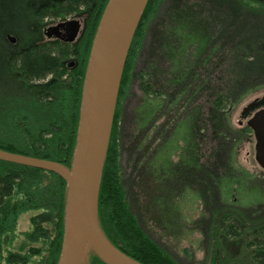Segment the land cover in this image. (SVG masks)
Returning a JSON list of instances; mask_svg holds the SVG:
<instances>
[{
	"label": "flooded vegetation",
	"instance_id": "obj_1",
	"mask_svg": "<svg viewBox=\"0 0 264 264\" xmlns=\"http://www.w3.org/2000/svg\"><path fill=\"white\" fill-rule=\"evenodd\" d=\"M67 3L71 5L68 6ZM20 8L23 13L26 12L23 19H30L25 24L27 36L23 39L9 29L3 32L2 41L7 46L5 50L10 52L0 49V88L9 89L14 100L17 98L21 103H54L53 95L56 91L78 90L80 62L94 26L96 0H0V22L15 20ZM7 10L11 12L10 16L1 13ZM154 18L147 24L143 43L139 47L134 66L129 71L128 86L123 90L121 99V103H125L130 83L135 78L137 89L141 93L140 104L137 106L138 114L142 117L140 146L142 151L149 153L144 162L152 174L151 186H146L145 197H141L138 202L139 209L143 212L142 221L139 222L137 218L139 227L153 244L177 264H223L220 259V246L223 243L226 248H231L232 245L234 258L225 264H264V200L259 199L260 196L253 198L250 195L229 199L224 195V188L229 192V184H223L218 190L219 195L211 199L204 190L200 193L192 191L196 183L194 179L193 184L192 171L199 170L201 185L207 183L208 103H223L221 99L218 101V96L216 101H210L207 98L209 92L205 90L204 80L208 78V70L204 65L210 63L207 32L202 30L198 36L190 21L180 26L181 22L175 19L165 22L155 21ZM71 29L74 31V38L69 40L68 33ZM149 34L151 48H156V53L144 45ZM165 44H168V50L166 54H162ZM23 45L25 52L47 46H51V50L60 49V67L56 72L41 78L23 79L17 68L7 67L8 63L5 62L6 58L17 54V49H23ZM65 53L68 56H64ZM177 60L180 67H176ZM138 62L141 68L135 69ZM163 62L167 63L166 67L160 66ZM185 64L188 66L183 67ZM210 73H213V68ZM190 76H199L200 82L190 80ZM221 90L222 88L219 89ZM261 109H264V98H255L248 103L237 117L241 126L234 131L253 132L245 122ZM229 112L225 116L226 122H231L232 113ZM220 115L223 117L225 114ZM181 163L185 172L181 181L177 179L174 184L173 181L164 179L167 185L161 192V171L167 170L170 173L167 177L174 178L175 168ZM214 199L232 207L223 221L218 216L209 220L206 214L205 202ZM151 201L160 212L158 216H149L146 212ZM193 202H199L201 206L198 219L191 215ZM240 210L244 215H239ZM234 235L232 240L228 239ZM249 235L254 237L249 239ZM163 238L167 239L165 245L159 243Z\"/></svg>",
	"mask_w": 264,
	"mask_h": 264
},
{
	"label": "trees",
	"instance_id": "obj_2",
	"mask_svg": "<svg viewBox=\"0 0 264 264\" xmlns=\"http://www.w3.org/2000/svg\"><path fill=\"white\" fill-rule=\"evenodd\" d=\"M161 1L148 0L137 25L123 68L117 97L119 103L117 104H120L122 92L128 86L129 71L134 66L139 47L143 43L147 24L155 17V11ZM106 2L107 0H96L94 26L89 34L88 46L80 62L78 90L74 92L56 91L53 95L54 103H13V106L2 104L3 106H0L1 149L70 165L77 131L84 70L92 37ZM255 2L264 5L261 1L256 0ZM66 5L71 4L67 3ZM167 10L168 12H164V17L159 20L166 22L170 19L172 22L175 19L181 22L180 26H184V22L190 21L194 24L193 29L197 30L200 27L201 31L207 32V42L214 38L211 30L214 29L226 42L224 44L226 47H228V42H231L233 51L234 47L237 48L234 57L237 58L238 72L254 77V79L249 78L245 81L238 78V82H241L240 87H244V83L245 85L258 84L264 81V40H251L255 34H258V26H255V21L264 20V12L250 8L243 0H174ZM197 22H199L198 25H195ZM259 27L262 28L259 35L262 39L264 23H261ZM151 46L152 42L148 46L149 49H152ZM167 46L168 44H165L162 54H166ZM22 47L23 49H17L16 55L6 58L5 62L8 63L7 67L17 68L23 79L41 78L46 74L56 72L60 67V55L57 50H51V46L36 48L31 52H25L24 45ZM146 51L150 53L148 49ZM156 51L157 49L153 48L151 52L156 53ZM213 59H216L215 55L209 64ZM176 62V67H180L178 60ZM253 63L254 69L251 68ZM166 65L167 63L163 62L160 66L166 67ZM187 66L185 64L183 67ZM257 75L258 77H256ZM230 88L228 85H224L222 90L230 93L224 100L230 99L234 95V89ZM238 91L241 89H237L235 93ZM212 93L215 92L208 93L209 99ZM221 100L223 102V99ZM208 105L207 183L201 185L199 170L192 171L193 184L196 179L192 191L196 190L200 193L201 190H204L207 197L211 199L217 196L218 190L223 184L235 183L238 179L231 177L234 175L232 165H230L231 161H224L226 166H223V160H226L223 153H226L224 148L227 145L222 143L223 128L226 127L227 122L220 113L221 107L225 103H208ZM117 115L118 113L114 117L99 189L100 224L106 236L116 247L139 262L143 264H177L142 232L131 208L135 204L139 209V199L145 197L146 186L141 188L138 184L141 180L142 164L145 163L144 160L149 155L142 151L140 146L142 117L138 114L137 106L128 114L129 131L125 136L127 141L125 144H127L126 149L131 158L128 175L131 193L129 195L124 189L118 164L122 139L119 143L116 126ZM221 168L223 171L219 173ZM195 176L197 177L194 178ZM64 189L65 181L54 172L0 160V264H30L29 261L34 255L39 256V261L36 264H56L63 235ZM26 214H30L28 218L30 229L21 232L23 241L19 245L18 251L7 249L18 234L17 228L20 225L21 216ZM35 242H41V245L32 247L31 244ZM90 264L104 263L96 256H91Z\"/></svg>",
	"mask_w": 264,
	"mask_h": 264
},
{
	"label": "water",
	"instance_id": "obj_3",
	"mask_svg": "<svg viewBox=\"0 0 264 264\" xmlns=\"http://www.w3.org/2000/svg\"><path fill=\"white\" fill-rule=\"evenodd\" d=\"M148 0H107L89 48L70 165L0 148V160L58 174L65 181L63 235L56 264H143L106 236L98 197L127 53ZM69 40L74 31H69ZM13 41V38L10 37ZM253 130L255 159L264 168V109L245 122Z\"/></svg>",
	"mask_w": 264,
	"mask_h": 264
},
{
	"label": "rangeland",
	"instance_id": "obj_4",
	"mask_svg": "<svg viewBox=\"0 0 264 264\" xmlns=\"http://www.w3.org/2000/svg\"><path fill=\"white\" fill-rule=\"evenodd\" d=\"M243 1L247 3L248 6H252L254 10L258 9V12H264V8H261L264 6L263 4L261 3L257 4L256 2H252L249 0H243ZM172 2H174V0H162L161 1L160 8L158 9L155 15V18H154L155 21H158L160 18L162 19L164 17V12L165 11L168 12L167 9L170 7V4ZM262 3H264V0L262 1ZM1 13L7 14L10 16L11 12L7 10ZM24 13L26 14V12ZM24 13H23V10L20 8L19 13H17L16 15L15 20L9 19V21L10 20L12 21L11 22H8V21L0 22V49L5 50L7 48V46L2 41V36L4 35L3 32L5 30L9 29L10 31H15L17 34L21 35L20 37L25 39V37L27 36V29L25 27V24H26V21L30 19L28 20L23 19L22 17L25 16ZM7 15L5 16V18L7 17ZM262 20L255 21V26H258V34H255V37L254 38L252 37L251 40L253 39L264 40V37L261 39L259 36L261 34V29H262L259 26L261 25V23L262 24L264 23V20L263 21ZM198 23L199 22H197L195 25H198ZM154 24L155 22H153V26ZM211 30L213 32L212 35H214L213 36L214 38L207 44V51L209 53L208 58L210 61L211 56L215 55L216 59H213L211 64L207 66L204 65V68L208 70L207 71L208 78L207 80H204L205 90L208 91L209 93L215 92V93H212V96H210L211 100L214 101V99H216L217 96H218V99H223V103H225V105L221 107V113L225 114L223 116L225 121H226L225 116H227V113L229 111H230L229 113H232L231 122H227L228 124L226 123V127L223 128L224 137L222 141V143L227 144L226 148L224 149H226V153H228L229 155L231 154V158H229L228 154L223 153L224 158L226 159V160H223V166L224 167L226 166V163H224V161H228V162L231 161L232 168H233L232 173L234 174L231 177L238 179V181H236L235 183L228 182L229 184H231L229 188H227L229 192H226V189L224 188V195L228 196L229 199L232 197H237V196L241 197V196L250 195L253 198L254 197L258 198L260 196L261 198L259 199L264 200V182L263 183L260 182V181H264V168L260 167V165L257 163L255 159V149H254L255 139H254L253 132L245 131L244 133H237L234 131L235 129L241 126L237 121V117L241 113L242 109L248 103H251L255 98H260V99L264 98V81L258 84L250 83V84L245 85L244 83V87H240L241 82H238L239 79L244 80V81L245 79H249V78L254 79L253 75L246 76L245 73L242 74V72H238L239 69H238V64H237V58L235 59L234 57V55L236 54L235 50H237V48L234 47V51H235L234 53L233 48H232V43L228 42V47H226L224 45L226 42L222 39V37H220L221 35H219V32L214 31V29H211ZM196 32L198 33V36H200V33H201L200 27L197 29ZM151 33L153 34V32ZM245 33H247V31H245ZM149 37H150V34L147 36V38L144 41V45H146L147 47L151 42V38ZM59 50L60 49H58L57 52L60 54ZM64 56H68V54L65 53ZM136 68H141V64L139 62L135 65V69ZM212 68H213V73H210V69ZM251 68L252 69L255 68L254 63L251 64ZM179 73H184V71H179ZM256 77H258V75ZM186 79H187V75L184 76V80ZM189 79L193 81L196 80V82H200L199 76H197L196 78H194V76H190ZM224 85H228L229 87H231L230 89H234L233 91L234 95L232 97L230 96L231 98L227 100H224V99H226L227 94H230V93H226L223 90L219 91V89L221 88L223 89ZM239 88L241 89V91H238V93H235V91ZM9 91L10 90L5 87L0 88V106L1 107L4 104H6V106H13V103H21L17 98L14 100L15 97H13L12 93ZM140 94L141 93L137 89L135 78H134V80L130 83L128 94L126 97L127 99H124V101L126 100L125 103L120 102V104H117L119 102H116V107H115V112H114V117H115V114L118 113L116 126H117V132H118V137H119V143H120V140L122 139L121 144H120L118 164L120 165V174H121L122 182L124 185V189L126 192H128L127 194L129 195H131V193H130V183L128 180V175L130 171L129 163H131V158H130V154L128 153L126 149L127 144L125 143H127V141L125 140V136L127 135L129 131L128 114L132 110H134L136 106H138V104H140L139 103V101L141 100ZM207 98L209 97L207 96ZM113 122H114V118H113ZM112 127H113V124H112ZM183 169L184 168H183L182 163L179 165V167L175 168L174 178L172 177L173 180L172 178L167 177L168 176L167 174H170L168 173L167 170H162L161 171L162 174L159 179L160 180V186H159L160 191L163 192L164 189L166 188L167 183L164 181V179L168 181H173L174 184H175V180L177 179L178 181H181V177H183L185 174ZM222 171H223L222 168L219 169V173ZM140 177H141V180L138 184L140 185L141 188H144L145 186H148V185L151 186L152 176L151 174H149L148 166L145 163L142 164V170H141ZM139 185H136V186L139 187ZM221 193L223 194L222 190H221ZM135 206H136L135 204L132 205L131 207L132 212L136 215L139 222H141L142 221L141 217H143L142 216L143 212L140 209H137V206L136 207ZM191 206H192L191 215L193 217L197 216L196 218L198 219L200 211H201L200 209L201 206L199 202H193V205L191 204ZM205 206L207 207L206 214L209 220L215 219L218 216L220 220L223 221L226 215L228 216V214H230L227 212H231V209H232V207H227V205L221 203V201H219L218 199L206 201ZM146 212L149 213L148 214L149 216H153V217L158 216V214L160 213L155 208V203L153 201H151L150 207L146 210ZM242 212L243 211L240 210L239 212L240 216L244 215V213ZM231 215H234V214H231ZM29 217H30V214L21 216L20 218L21 222H20L19 227L17 228L18 234L16 235L15 240L13 241L12 245L8 246L7 249H10L12 251H18L19 245L23 241V236H21V232L30 229V225L28 223ZM229 223H231V221ZM210 237L211 235H209V238ZM234 237L235 235L232 237H228V239L232 240V238ZM247 237L251 239L254 236L249 235ZM159 243H162L165 245L167 243V239L163 238L159 241ZM40 245H41V242H35L31 244L32 247H39ZM169 245H166V246H169ZM208 249L209 250L211 249L210 245L208 246ZM204 250H206V247H204ZM220 252L222 255H220ZM220 252H219V255L221 256L220 259L222 260L223 264L227 263V261H232L234 259L232 256L233 255L232 245H231V248H226V244L223 243L222 247L220 246ZM38 261H39V256L34 255L31 257L29 263L36 264Z\"/></svg>",
	"mask_w": 264,
	"mask_h": 264
}]
</instances>
